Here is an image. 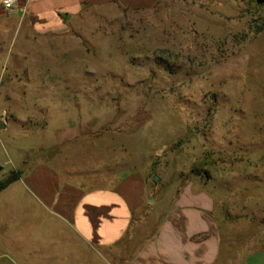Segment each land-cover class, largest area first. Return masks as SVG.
Masks as SVG:
<instances>
[{
	"label": "rangeland",
	"instance_id": "374dc122",
	"mask_svg": "<svg viewBox=\"0 0 264 264\" xmlns=\"http://www.w3.org/2000/svg\"><path fill=\"white\" fill-rule=\"evenodd\" d=\"M263 1L93 5L59 36L36 34L4 9L0 22L14 29L0 28V181L20 159L60 157L66 167L72 154L84 171L112 159L82 178L108 185L141 169L148 209L198 181L217 197L226 248L244 257L264 243ZM12 187L0 213L27 196Z\"/></svg>",
	"mask_w": 264,
	"mask_h": 264
},
{
	"label": "crops",
	"instance_id": "0c3cea01",
	"mask_svg": "<svg viewBox=\"0 0 264 264\" xmlns=\"http://www.w3.org/2000/svg\"><path fill=\"white\" fill-rule=\"evenodd\" d=\"M160 1L18 0L8 12L13 22L16 17L26 21L36 34L59 36L68 33L89 6L116 3L143 10ZM2 2L0 21L5 16ZM13 24L0 22V28H13ZM95 146L99 144L94 141L88 146L93 160L98 156ZM59 158L42 156L32 163L26 158L14 165L23 174L0 194L18 184L27 196L9 199V214L2 211L0 222L16 219L35 224L33 228H0V264H238L240 260L264 264V243L247 250L241 259L231 255L233 248L225 246L216 213L217 197L200 182L187 180L167 205L157 203L148 209L152 192L141 169H130L104 185L93 176L82 178V173L110 170V157L87 171L79 168L72 154L65 159L66 167ZM10 162L14 163L13 158ZM234 251L239 252L237 247Z\"/></svg>",
	"mask_w": 264,
	"mask_h": 264
},
{
	"label": "trees",
	"instance_id": "16d2710c",
	"mask_svg": "<svg viewBox=\"0 0 264 264\" xmlns=\"http://www.w3.org/2000/svg\"><path fill=\"white\" fill-rule=\"evenodd\" d=\"M263 3H264V1H263ZM260 30H261V27H259L258 31H260ZM22 174H23L22 169L12 170L7 177H5L4 179H2L0 181V191L7 188L13 182L17 181L22 176Z\"/></svg>",
	"mask_w": 264,
	"mask_h": 264
},
{
	"label": "built area",
	"instance_id": "2783aa9c",
	"mask_svg": "<svg viewBox=\"0 0 264 264\" xmlns=\"http://www.w3.org/2000/svg\"><path fill=\"white\" fill-rule=\"evenodd\" d=\"M18 0H3V7L7 10H13L17 6Z\"/></svg>",
	"mask_w": 264,
	"mask_h": 264
}]
</instances>
